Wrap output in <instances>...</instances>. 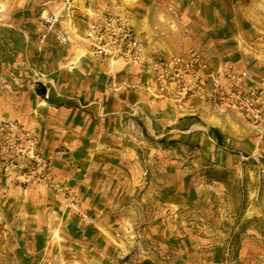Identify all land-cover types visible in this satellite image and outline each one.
<instances>
[{
  "label": "rangeland",
  "instance_id": "rangeland-1",
  "mask_svg": "<svg viewBox=\"0 0 264 264\" xmlns=\"http://www.w3.org/2000/svg\"><path fill=\"white\" fill-rule=\"evenodd\" d=\"M53 13L47 31L68 40L46 48L87 53L125 108L50 109L26 88L52 120H26L51 170L24 182L0 165V264H264V0L0 1L30 30ZM108 15L175 19L181 37L145 31L137 55L95 57L87 29Z\"/></svg>",
  "mask_w": 264,
  "mask_h": 264
},
{
  "label": "crops",
  "instance_id": "crops-1",
  "mask_svg": "<svg viewBox=\"0 0 264 264\" xmlns=\"http://www.w3.org/2000/svg\"><path fill=\"white\" fill-rule=\"evenodd\" d=\"M0 1L4 4L7 0ZM44 20L35 22L33 30H30L26 27V22L30 24L31 19H0V122L14 121L24 124L26 128L27 119L52 121L50 115L45 113L36 117L31 114V108L26 107V88L32 86V82L42 88L46 87V98L43 100L45 106L50 109L68 108L67 104H79L102 117L124 111L125 105L120 98V92L104 84L102 67L97 65L92 57H84L87 53L76 50L71 51L70 55H64L62 52L58 55L56 51L46 48L48 40L51 37L57 40V35L62 29L59 26L54 31H47ZM92 20L100 25L104 23V19ZM125 20L133 24L141 35L150 31L153 34L166 32L168 37H178V40L181 37L176 34L175 25L178 30H181V27L176 24L175 19H151L153 24L150 30L145 25L147 19ZM184 25L182 31H187ZM4 35H10V38H4ZM44 35L46 37L43 39ZM182 35L186 37L184 33ZM18 41H21V44ZM50 51L51 53H48ZM88 53L91 54L90 51ZM41 111L45 112V107ZM30 133L34 139L40 141V137L33 130H30Z\"/></svg>",
  "mask_w": 264,
  "mask_h": 264
},
{
  "label": "built area",
  "instance_id": "built-area-1",
  "mask_svg": "<svg viewBox=\"0 0 264 264\" xmlns=\"http://www.w3.org/2000/svg\"><path fill=\"white\" fill-rule=\"evenodd\" d=\"M44 22L49 29H52L59 22L58 15L53 13ZM87 31V39L93 53L99 57L107 58L116 55L131 57L140 53V36L121 17L108 15L104 17L103 24H94L88 27ZM45 37L44 35L43 39ZM57 39L60 43H65L68 36L65 32H60ZM191 52L190 59L182 65V68H179L184 69L185 72L201 64L199 49H192ZM0 135L3 137L1 164L7 174L10 169L17 168L24 182L27 181L26 177L33 182L47 180L51 163L42 155L36 139L23 125L14 121H5L0 124Z\"/></svg>",
  "mask_w": 264,
  "mask_h": 264
},
{
  "label": "trees",
  "instance_id": "trees-1",
  "mask_svg": "<svg viewBox=\"0 0 264 264\" xmlns=\"http://www.w3.org/2000/svg\"><path fill=\"white\" fill-rule=\"evenodd\" d=\"M211 133L214 135V137L216 138V140L218 141L219 144H221L222 142V137L219 135V131L217 129H212Z\"/></svg>",
  "mask_w": 264,
  "mask_h": 264
}]
</instances>
